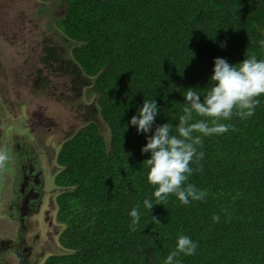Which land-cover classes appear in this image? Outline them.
<instances>
[{"label":"trees","instance_id":"trees-1","mask_svg":"<svg viewBox=\"0 0 264 264\" xmlns=\"http://www.w3.org/2000/svg\"><path fill=\"white\" fill-rule=\"evenodd\" d=\"M64 3L59 25L74 64L67 71L93 81L108 133L98 120L89 121L60 150L55 184L64 252L45 264H164L180 235L198 247L194 255L180 254L178 264H264V95L252 117L241 119L234 110L219 121L227 132L201 137L197 152L204 157L190 163L185 185L206 191L202 201L183 205L169 194L156 204L147 180L150 153L141 152L156 126L169 122L176 134L188 88L203 101L214 85L216 58L264 60V0ZM144 100L159 106L147 134L129 123ZM201 119L209 120L194 114L193 122ZM145 199L152 200L151 210ZM137 205L139 223L131 231L129 213Z\"/></svg>","mask_w":264,"mask_h":264},{"label":"rangeland","instance_id":"rangeland-1","mask_svg":"<svg viewBox=\"0 0 264 264\" xmlns=\"http://www.w3.org/2000/svg\"><path fill=\"white\" fill-rule=\"evenodd\" d=\"M65 10L64 0H0V153L7 157L0 162V262L23 264L27 251L28 264H45L50 256L64 252L56 205L61 190L55 184L61 169L55 157L65 139L89 121L98 120L102 132L108 133L99 119L93 81L67 71L74 64L68 62L70 47L65 48L59 25ZM55 56L58 61L47 59ZM9 146L17 160L28 152L39 165H15L14 179ZM21 167L31 183L40 179L42 184H32L31 191L34 188L39 197L32 201L35 209L25 226L9 218L11 206L15 216L22 215L15 208L19 202L24 206L20 189L26 176Z\"/></svg>","mask_w":264,"mask_h":264},{"label":"clouds","instance_id":"clouds-1","mask_svg":"<svg viewBox=\"0 0 264 264\" xmlns=\"http://www.w3.org/2000/svg\"><path fill=\"white\" fill-rule=\"evenodd\" d=\"M259 43L264 47V40ZM210 81L214 85L204 95L203 101L197 91L187 89L183 114L175 127L176 134H172V124L166 122L156 126L154 133L146 137L147 143L141 152L150 153V158L145 160L149 168L147 180L155 186L153 196L156 204H162L169 194H175L183 205L204 199L206 191L198 190L191 184L185 185L193 173L190 163L194 158L199 162L204 157L202 151L197 152V146H202V136L227 132L228 125L219 121L231 119L234 110L241 119L255 114V108L260 103L257 97L264 95V60H257L253 55L237 64H230L223 58H216ZM158 111L159 106L155 101L144 100L137 115H133L129 123L137 128L138 133L147 134L153 128ZM194 114L209 120L193 122ZM193 133L201 135L194 136ZM6 158L0 153V162ZM143 205L151 210L154 204L151 199H145ZM129 215L132 217L130 230L135 231L140 218L139 205ZM151 218L160 223L157 217ZM213 221L218 222L219 216L214 215ZM197 247L198 244L188 236L180 235L175 250L167 256L164 264H178L176 258L180 254L194 255Z\"/></svg>","mask_w":264,"mask_h":264},{"label":"flooded vegetation","instance_id":"flooded-vegetation-1","mask_svg":"<svg viewBox=\"0 0 264 264\" xmlns=\"http://www.w3.org/2000/svg\"><path fill=\"white\" fill-rule=\"evenodd\" d=\"M86 78H88V77H86ZM44 79L46 80V76H45V74H44ZM84 117H85V120H86V123H87V120H88V116L86 115V114H84ZM82 128V127H81ZM80 128V129H81ZM79 130V129H78ZM78 130H76L74 133H73V135L71 136V137H69V138H66L65 139V141L62 143V145H61V148H60V150L62 149V146H63V144L66 142V141H69L74 135H75V133H77V131ZM11 147L9 146L8 148H7V152L9 153V155L11 156L12 155V153H13V149H10ZM60 150L58 151V153H57V156L55 157V159L57 160V163L59 164V165H62V164H60V162L58 161V155H59V153H60ZM13 156V155H12ZM49 158H50V156H49ZM53 159V157L51 158V160ZM13 160H14V162H13V169H14V179H15V176L17 177V175H18V170H17V167H15V165H39V162H40V160L38 159V160H36L34 157H32L31 156V154H29L28 152L27 153H25V154H22V155H19V159L17 160V158H14V156H13ZM11 164H12V162H11ZM9 162H8V164L7 165H11ZM41 168V167H40ZM22 173H24L25 174V176H26V180H25V182H24V184L22 185L23 186V188L21 187V189H20V191H21V193H23V195H24V206L19 202V209L17 208V207H15L16 208V210H18L22 215H17V216H15V211H14V208L12 209V206H11V210H10V214H9V218H12V219H14L15 221H19V223H21L23 226H25L26 225V222H27V217L29 216V215H31L34 211V209H35V207H32V201L33 200H35V199H38L37 197H39V193L37 192V191H35V189L33 188V191H31V188L33 187L32 186V184L33 183H35V182H37L36 184L38 185V186H41L42 184H41V182H39L40 181V179H35V181L34 182H32L31 183V181L29 180V178L27 177V175H26V171H25V168H22L21 167V174ZM43 183V182H42ZM15 184V186L17 185L16 183H14ZM27 187H30V189H29V191H27ZM15 194H13V192H12V197H11V199H13V195L14 196H16L17 195V189L15 190V192H14ZM35 193H37V195L35 194ZM27 200H30V203L28 204V201ZM12 202V201H11ZM11 202H9V203H11ZM8 203V204H9ZM32 210V211H31ZM36 211V210H35ZM45 216V215H44ZM48 215H46V218H45V220H46V222L48 221ZM13 220V221H14ZM44 220V221H45ZM14 221V222H15ZM39 236H37V238H38ZM2 244H4V243H2ZM6 244V243H5ZM12 245H7V247H11ZM15 258L17 257V255L15 254V256H14ZM16 260L17 261H19L20 260V258L18 259V258H16ZM8 261V260H7ZM6 260L5 261H3V262H0V264H10L9 262H7ZM19 263L20 264H22L21 263V261H19ZM23 264H28V262H27V260H26V262L25 263H23Z\"/></svg>","mask_w":264,"mask_h":264},{"label":"water","instance_id":"water-1","mask_svg":"<svg viewBox=\"0 0 264 264\" xmlns=\"http://www.w3.org/2000/svg\"><path fill=\"white\" fill-rule=\"evenodd\" d=\"M22 188H23V186H22ZM32 191H33V189H32ZM36 195H37V193H35ZM27 201H29V200H27ZM51 223L52 222H50V225H51ZM4 243V242H3ZM27 254V251L25 252V254H24V256H26L25 257V259L27 260V262H28V256L26 255ZM16 258H18V257H16ZM11 261V260H10Z\"/></svg>","mask_w":264,"mask_h":264},{"label":"bare ground","instance_id":"bare-ground-1","mask_svg":"<svg viewBox=\"0 0 264 264\" xmlns=\"http://www.w3.org/2000/svg\"><path fill=\"white\" fill-rule=\"evenodd\" d=\"M162 232H163V231H162ZM155 235H156V234H155ZM158 236H159V235H158ZM158 236H157V237H158ZM165 238H166V237H165ZM146 250H147V249H146ZM146 250H145V251H146ZM148 251H149V250H148ZM151 251H152V250H151ZM151 251H150V253H152V252H153V251H152V252H151ZM68 254H69V253H68ZM147 255H148V254H147ZM151 255H153V254H151ZM154 255H156V254H154ZM148 256H149V255H148ZM161 256H162V255H161ZM155 257H156V256H155ZM152 258H153V257H152ZM148 259L150 260V258H149V257H148ZM153 262H155V261H153ZM150 263H152V262H150ZM157 263H158V262H157ZM154 264H155V263H154Z\"/></svg>","mask_w":264,"mask_h":264}]
</instances>
